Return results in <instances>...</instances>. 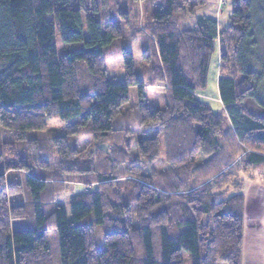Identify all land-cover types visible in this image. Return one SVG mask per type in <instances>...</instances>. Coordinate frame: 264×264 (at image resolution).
I'll return each mask as SVG.
<instances>
[{"label": "trees", "instance_id": "1", "mask_svg": "<svg viewBox=\"0 0 264 264\" xmlns=\"http://www.w3.org/2000/svg\"><path fill=\"white\" fill-rule=\"evenodd\" d=\"M157 1L139 66L125 35L139 24L125 0H0V126L29 144L0 147V264H55L53 229L60 264H242V191L264 178V0H237L227 26L198 16L193 28L179 17L207 0ZM117 42L125 83L107 73ZM217 45L222 112L198 94ZM130 87L134 129L124 110ZM158 87L164 105L151 108L147 90ZM86 136L91 169L68 160ZM49 145L64 164L40 156ZM137 161L153 175L125 171ZM73 181L84 190L53 202Z\"/></svg>", "mask_w": 264, "mask_h": 264}, {"label": "rangeland", "instance_id": "2", "mask_svg": "<svg viewBox=\"0 0 264 264\" xmlns=\"http://www.w3.org/2000/svg\"><path fill=\"white\" fill-rule=\"evenodd\" d=\"M123 0H121L122 3ZM128 1V3H126ZM113 4V2H112ZM238 2L237 0H207V2L196 8L194 12L191 14H188L185 18L182 16L179 17V22L186 25L187 28H193L195 26V20L198 16H208V17H216L219 20L220 26L224 27L227 26L230 21V16L233 12V10L237 7ZM158 1L157 0H140L137 2H132V0H125L124 3H122V8H126V10L130 11V14L128 17L130 18V21L132 23H135V18H137V23L139 26L135 28L136 34L138 37H134L133 27H128L125 29V35L126 39L130 41L129 47L132 48L134 51V54L136 56L138 65H143V62L140 57V51L141 46L143 44L141 36H143L147 32V29L144 27L145 23H147L150 14L152 11L157 8ZM135 14V16H134ZM143 28V29H142ZM140 29L142 32H140ZM149 34V33H148ZM85 36L87 37V32L85 30ZM132 39V40H131ZM59 49L61 51H66L70 47H65L62 45V43L59 41ZM121 48L120 42H117L116 44L110 46L106 51V66H107V73L109 76V79L112 82L115 83H125V69L124 64L120 58L119 49ZM219 60H220V47L219 45L216 46L212 56L211 61L208 69V76H207V85L204 89H201L198 94L200 98L204 101H206L215 112H222L223 105L220 101V95H219V86H218V80H219ZM162 87L155 88L153 90L148 89L147 90V98L148 103L151 108H158L162 107L164 105V93L162 92ZM130 98L129 103L125 106L124 110L129 111L130 113V128L134 129L138 127V118L135 115V109L134 104L138 102V94H137V88L136 87H130ZM51 129L55 130L57 128L62 127V124H59L58 121H52L50 123ZM134 131V130H133ZM41 133L39 132H30L29 138L39 137ZM90 136H86L85 138L81 137V141L78 145V150L75 155H70L68 157L69 161L72 160H79L81 164L86 165L90 169L92 167H96L98 165L97 163V156L93 149V144H90V142H87V140H90ZM80 140V139H79ZM4 142L11 143L8 148H15L19 151H24L27 149L29 144H26V142H18L14 139V136L12 133L8 132L7 130L3 129L0 126V147L3 146ZM135 145V143H134ZM135 148V147H134ZM133 148V149H134ZM93 151V152H92ZM33 154V153H32ZM9 156V155H8ZM43 159H46L49 162V166L51 165L55 167V165H60L61 158L60 154L57 152L56 147L49 145L47 148L46 154L40 155ZM44 156V157H43ZM39 157V156H38ZM202 155L199 156V160L202 159ZM37 160V159H36ZM67 163V161H64ZM64 164V163H63ZM131 165H126L125 171H130L131 167L136 170H140L144 168V172L148 175H153V170L150 168L151 166L144 161L138 162L137 164L142 165L139 167H136L134 163ZM136 167V168H135ZM165 165L163 163L157 164L156 169L159 171L163 169ZM98 169V168H97ZM153 171V172H152ZM15 173L9 174L8 179L9 180H19L22 181L21 175L19 174L18 177H13ZM95 178V176H93ZM80 179V178H79ZM64 184V189L60 194H57L53 202L55 203H67L70 199H72L74 196L81 193V191L84 190V187L82 185H79L77 181L69 182V184ZM97 186L91 185V189H95ZM19 201L24 200L23 193H20ZM251 210H253L252 204L250 205ZM29 220H19L16 224L20 223L24 226H26L27 222ZM100 232H98L97 237H99ZM50 235V241H51V247H52V253H53V261L55 264H60V248H59V240L57 236L56 230H51L49 232ZM99 239V238H98ZM187 258L189 256L187 255ZM223 264V263H220Z\"/></svg>", "mask_w": 264, "mask_h": 264}, {"label": "crops", "instance_id": "3", "mask_svg": "<svg viewBox=\"0 0 264 264\" xmlns=\"http://www.w3.org/2000/svg\"><path fill=\"white\" fill-rule=\"evenodd\" d=\"M242 193L245 199L242 264H264V178L245 181Z\"/></svg>", "mask_w": 264, "mask_h": 264}]
</instances>
